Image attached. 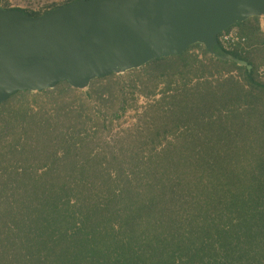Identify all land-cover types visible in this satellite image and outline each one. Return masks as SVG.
<instances>
[{
  "label": "trees",
  "instance_id": "trees-1",
  "mask_svg": "<svg viewBox=\"0 0 264 264\" xmlns=\"http://www.w3.org/2000/svg\"><path fill=\"white\" fill-rule=\"evenodd\" d=\"M259 19L231 28L264 43ZM200 46L144 66L180 63L141 124L112 142L104 130L137 87L115 74L0 103V264H264V81L218 42L206 55L241 79L187 85L210 72L189 69ZM114 99L117 110H100Z\"/></svg>",
  "mask_w": 264,
  "mask_h": 264
},
{
  "label": "water",
  "instance_id": "water-1",
  "mask_svg": "<svg viewBox=\"0 0 264 264\" xmlns=\"http://www.w3.org/2000/svg\"><path fill=\"white\" fill-rule=\"evenodd\" d=\"M255 16L264 0H74L41 15L0 4V103L182 55Z\"/></svg>",
  "mask_w": 264,
  "mask_h": 264
},
{
  "label": "rangeland",
  "instance_id": "rangeland-1",
  "mask_svg": "<svg viewBox=\"0 0 264 264\" xmlns=\"http://www.w3.org/2000/svg\"><path fill=\"white\" fill-rule=\"evenodd\" d=\"M70 0H0L1 4L6 7L12 8H22L25 10H31L32 12H43L48 10L54 6L62 5L65 2ZM262 17V16H261ZM259 19V34L261 35L264 41V22L262 18ZM255 24V23H254ZM238 29V28H237ZM240 30V29H239ZM241 31V30H240ZM252 40V39H251ZM251 45L254 47L247 51L244 56H247L250 60H252L256 68L258 70L259 78L264 81V43L261 41H250ZM204 45L201 44L200 47H194L190 50L191 56L195 59L196 62H193L189 66V69H196L201 62L206 63L208 65L209 73L200 76L198 79L197 76L191 77L190 81L186 84L192 86L198 80H209V82L213 85H216L219 81H222L228 77H235L237 79H241V71L238 68H232L231 70L225 68H216L212 64L211 57L206 55L204 51ZM180 64L177 61H169L164 62L162 64L153 65L151 68H146L144 66L136 69H132L126 71L124 73L115 74L114 81L120 82L122 85L128 88L131 87V84H136L135 88V96H130L131 107L122 114L119 119H116L112 126L108 129H105V135L102 138L103 142H112L119 137H122L125 132L129 130L135 129L137 126L141 124L142 119H144V113L146 109H149L151 105L157 103L158 99L164 95V91L167 87V84L163 83L162 81L157 82L161 79L162 73L165 71L167 72H174L179 73L176 68ZM171 87L173 88L170 91H174L177 87H182V81L175 80ZM87 89V88H86ZM80 89V90H86ZM153 91V93H150ZM115 101V102H114ZM114 102V103H113ZM113 103L112 105H110ZM113 106L109 108V111H115L118 109V102L116 99L106 103L103 108H100L102 112H105L108 106ZM94 110L98 112V108L94 105ZM103 127V126H101ZM103 130V129H102ZM172 136L169 135L168 139L171 140ZM165 141H163L164 143Z\"/></svg>",
  "mask_w": 264,
  "mask_h": 264
},
{
  "label": "built area",
  "instance_id": "built-area-1",
  "mask_svg": "<svg viewBox=\"0 0 264 264\" xmlns=\"http://www.w3.org/2000/svg\"><path fill=\"white\" fill-rule=\"evenodd\" d=\"M1 5L3 6V4ZM8 8H12V6L11 7L8 6ZM16 9H22V8L20 7ZM27 11H31V10H27ZM219 42L227 51L239 49V51L243 54H245L247 51L251 50L254 47L253 45L250 44L247 36L242 34L237 28H230L220 33Z\"/></svg>",
  "mask_w": 264,
  "mask_h": 264
},
{
  "label": "crops",
  "instance_id": "crops-1",
  "mask_svg": "<svg viewBox=\"0 0 264 264\" xmlns=\"http://www.w3.org/2000/svg\"><path fill=\"white\" fill-rule=\"evenodd\" d=\"M261 18H262V21L264 22V16H262Z\"/></svg>",
  "mask_w": 264,
  "mask_h": 264
}]
</instances>
